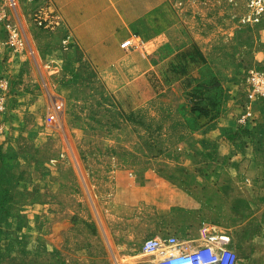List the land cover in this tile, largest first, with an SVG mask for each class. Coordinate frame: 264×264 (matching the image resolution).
Masks as SVG:
<instances>
[{"label": "crops", "instance_id": "obj_1", "mask_svg": "<svg viewBox=\"0 0 264 264\" xmlns=\"http://www.w3.org/2000/svg\"><path fill=\"white\" fill-rule=\"evenodd\" d=\"M49 1L70 34V74L102 86L132 125L146 130L147 146L162 151L152 161L192 163L117 185L138 212L143 242L173 239L185 252L225 250L233 264L238 257L264 264V107L209 53L207 12L194 16L190 0ZM260 25L259 42L241 43L254 67L264 65ZM214 81L222 93L216 111L206 100ZM239 107L257 118L255 132L238 130Z\"/></svg>", "mask_w": 264, "mask_h": 264}, {"label": "rangeland", "instance_id": "obj_2", "mask_svg": "<svg viewBox=\"0 0 264 264\" xmlns=\"http://www.w3.org/2000/svg\"><path fill=\"white\" fill-rule=\"evenodd\" d=\"M193 10L196 17L208 14L202 28L212 38L209 53L227 76L244 80L241 91L249 93L245 79L254 66L241 43L259 42L260 27H241L221 6L196 2ZM28 41L30 57L0 67L12 77L0 133V264L155 263L156 255L141 251L138 212L117 185L153 169H192V163L152 161L162 151L147 146L146 130L132 125L136 120L102 86L70 74L66 60L62 76L58 64L46 60L49 37L34 33ZM217 86L206 87L214 111L222 102ZM237 264L246 261L238 257Z\"/></svg>", "mask_w": 264, "mask_h": 264}, {"label": "built area", "instance_id": "obj_3", "mask_svg": "<svg viewBox=\"0 0 264 264\" xmlns=\"http://www.w3.org/2000/svg\"><path fill=\"white\" fill-rule=\"evenodd\" d=\"M193 3L221 6L226 14L241 27H255L264 23V0H190ZM64 21L59 11L49 0H0V56L2 62L11 65L15 57L28 58L32 55L28 36L42 34L49 37V52L46 60L55 65L62 76L64 55L70 50V34L64 30ZM129 45V41L125 42ZM1 62V63H2ZM56 66V65H55ZM10 71L0 72V133L5 128V114L11 98L12 83ZM245 87L258 103H264V65L249 71ZM239 131L252 132L257 118L241 113L236 117ZM145 255L154 254L157 261L152 264H233L235 257L228 251L218 254L211 250L185 252L181 244L156 238L142 243Z\"/></svg>", "mask_w": 264, "mask_h": 264}, {"label": "trees", "instance_id": "obj_4", "mask_svg": "<svg viewBox=\"0 0 264 264\" xmlns=\"http://www.w3.org/2000/svg\"><path fill=\"white\" fill-rule=\"evenodd\" d=\"M204 62H205V59H204Z\"/></svg>", "mask_w": 264, "mask_h": 264}]
</instances>
